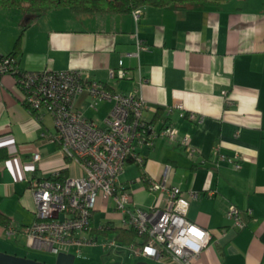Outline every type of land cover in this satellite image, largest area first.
I'll return each instance as SVG.
<instances>
[{
    "label": "crops",
    "instance_id": "obj_1",
    "mask_svg": "<svg viewBox=\"0 0 264 264\" xmlns=\"http://www.w3.org/2000/svg\"><path fill=\"white\" fill-rule=\"evenodd\" d=\"M139 9L137 24L131 14L74 15L59 9L30 18L1 11L0 35L6 28L10 45L0 41V54H11L23 33L17 58L21 70L79 71L114 94L141 98L146 103L143 120L156 132L172 127L176 136L137 149L144 159L142 167L134 164L137 176L119 178L132 204L162 207L166 196L146 187L160 182L169 167L167 186L199 193L186 219L211 236L194 264H264V0ZM135 37L147 48L138 57ZM120 61L127 77L111 79L109 71ZM112 106L87 93L75 100L76 110L102 129ZM192 114L201 122L189 120ZM53 125L48 114L29 113L13 76L0 77V214L9 228L19 230L34 221L32 180L59 172L70 178L82 175L79 165L50 141ZM186 136L191 155L182 145ZM215 148L231 162L217 161ZM35 154L39 161L33 164ZM235 154L239 170L233 168ZM112 206L106 209L113 211ZM230 206L240 210L242 230L227 219ZM5 231L0 226V238L25 244L21 236L8 238Z\"/></svg>",
    "mask_w": 264,
    "mask_h": 264
},
{
    "label": "built area",
    "instance_id": "obj_2",
    "mask_svg": "<svg viewBox=\"0 0 264 264\" xmlns=\"http://www.w3.org/2000/svg\"><path fill=\"white\" fill-rule=\"evenodd\" d=\"M141 12V9H136L131 13L135 24ZM134 44L135 57L147 51L137 37ZM3 75L13 76L30 114L51 116L54 125L50 141L59 145L61 153L75 161L82 170V175L76 178L60 180L59 173H55L45 179L32 180L30 192L34 221L19 230L6 229L8 238L21 236L26 249L56 258L60 254L80 255L81 249L94 246L100 235L105 238L101 244L105 253L124 252L133 259L155 264L196 262L211 241L208 231L186 219L189 203L196 200L199 193L185 194L178 188L167 186L169 167H166L161 181H150L146 187L149 193H163L166 196L164 205L141 209L132 204L129 190L119 183L127 164L143 166L144 159L138 155L137 149L151 146L159 137L173 141L176 136L174 128L166 127L156 132L142 118L146 103L141 98L134 94H114L102 84L89 82L79 71L27 72L19 69L13 59L0 54V77ZM109 77L126 79L127 73L121 61L117 69L109 71ZM82 93H87L95 102L113 104L105 129L85 119L76 110L75 100ZM177 109L182 110V107ZM188 118L201 122V118L197 120L193 114ZM187 141L186 136L182 145L186 146ZM185 152L188 155L193 153L187 146ZM213 155L219 162H231L220 154L218 148L214 149ZM232 160L234 170H239V156L235 154ZM38 161L39 155H33L32 163ZM206 195L211 196L212 193L207 192ZM110 202L113 211L121 216L118 229L136 234L129 245L116 241V234L110 232L109 223L98 228L93 225L95 213ZM226 217L234 228H244L241 212L235 206L227 209Z\"/></svg>",
    "mask_w": 264,
    "mask_h": 264
},
{
    "label": "trees",
    "instance_id": "obj_3",
    "mask_svg": "<svg viewBox=\"0 0 264 264\" xmlns=\"http://www.w3.org/2000/svg\"><path fill=\"white\" fill-rule=\"evenodd\" d=\"M232 0H0L1 11H18L30 18H40L50 11L67 9L74 15L95 14H131L134 10L151 7L163 9L168 7L189 8L193 6L219 7ZM23 33L15 42L13 51L5 57H10L19 67L17 58L20 53V41ZM20 69V68H19ZM143 176V175H142ZM60 180L66 178L65 172H59ZM144 180V177H141ZM0 226L8 229L9 221L0 214ZM110 232L116 234V241L124 246L132 243L136 234L119 230L113 224H108ZM100 234V233H97ZM107 234V233H105Z\"/></svg>",
    "mask_w": 264,
    "mask_h": 264
},
{
    "label": "rangeland",
    "instance_id": "obj_4",
    "mask_svg": "<svg viewBox=\"0 0 264 264\" xmlns=\"http://www.w3.org/2000/svg\"><path fill=\"white\" fill-rule=\"evenodd\" d=\"M7 33L6 28H3V35H0V41L3 42L5 47L10 45V39L7 38ZM136 176L137 171L135 169V165H127L124 168L121 180H129L135 178ZM97 203L99 204V201H97ZM120 222V214L106 208H103L99 213H96L93 219V225L95 228H98L102 224L106 223H112L115 226H119ZM104 240L105 238L103 236H99L94 246L82 248L81 254L75 257L73 264H155L141 259H133L132 257H128V255L124 252L105 253L101 248V244H103ZM24 246L25 245L23 244H17L14 240H8L4 237L0 238V252L2 251L11 256L14 255L17 257L32 259L45 264L54 263V256L45 253L33 252L26 249Z\"/></svg>",
    "mask_w": 264,
    "mask_h": 264
},
{
    "label": "water",
    "instance_id": "obj_5",
    "mask_svg": "<svg viewBox=\"0 0 264 264\" xmlns=\"http://www.w3.org/2000/svg\"><path fill=\"white\" fill-rule=\"evenodd\" d=\"M74 256L60 254L55 258L53 264H73ZM0 264H44L35 260L27 259L24 257H17L14 255H7L0 252Z\"/></svg>",
    "mask_w": 264,
    "mask_h": 264
}]
</instances>
